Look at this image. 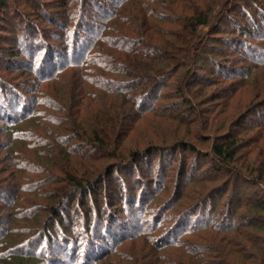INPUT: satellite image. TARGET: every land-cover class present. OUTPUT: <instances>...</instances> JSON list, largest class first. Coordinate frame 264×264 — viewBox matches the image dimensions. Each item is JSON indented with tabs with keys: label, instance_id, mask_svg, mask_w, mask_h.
<instances>
[{
	"label": "trees",
	"instance_id": "obj_1",
	"mask_svg": "<svg viewBox=\"0 0 264 264\" xmlns=\"http://www.w3.org/2000/svg\"><path fill=\"white\" fill-rule=\"evenodd\" d=\"M9 1L20 0H0V15L9 12L7 5ZM111 1L112 8L122 7L120 13L117 14L118 11L114 9L102 13L107 15L106 19L119 22L120 26L106 28L104 25L100 32H96L95 27L88 25L87 32L90 34L96 32L92 43L89 40L82 41L83 37L80 32L79 34L76 32L77 29L72 33L66 29L62 43L56 47L54 45L56 41L40 34L33 23L26 21L22 26L20 23H12L19 31L15 33L13 43L20 46L28 57L29 51L34 52L37 49L42 51L36 67H33L35 56H32L28 69L30 68L29 71L34 74L38 88L40 85L44 88L31 90L30 94H34L31 100L26 93L22 92V95L19 93L18 88L22 85L0 79V121L5 122L9 128L25 122L33 124L31 129L24 132L23 135L26 137L22 138H29L30 145L34 151L37 150V156L42 150L51 157L39 158L42 165L48 164L63 175L61 178L54 173L52 182L47 178L46 181L39 183L37 188H44L55 182L62 183L63 187L56 193L44 194L42 198L47 202L44 208L43 205L34 206L31 213L24 215L25 219L39 222L38 214L41 212L47 214L41 226L35 223L36 225L28 228L26 232L28 237L22 239L24 232H20L21 237L14 240V243L19 244H14L12 250H6L0 255V264H99L103 261L102 264H105L110 261V255L124 248L122 244L128 240L132 221L122 222L117 217L111 220L107 217L106 211H100L99 207L98 211L92 209L91 203L104 190L106 180L113 176L114 172L120 173L136 167L153 154H158L159 158L179 150L183 153L192 152L196 156L202 154L196 145L198 138L194 134L180 135L178 132L169 143L159 141L155 144L150 143L146 149L136 147L128 151L122 148V142L130 130V124L138 118H147L144 117L145 112L157 115L160 108L155 106L154 102L158 100L161 90L170 80H173L171 92L161 97L171 102L181 101L182 105L191 109L195 116H199L200 109L196 108L186 94L191 83L196 82L199 77L196 64L200 60L204 38H214L217 27L226 20L230 12L241 13L244 19L242 21L244 23L233 27L237 28L238 34L233 41L244 45L243 47L248 49L247 53L264 56V45L260 43L256 47L254 43L261 41L255 35L263 31L261 26L264 23V9L258 2L252 1L248 5L253 11L251 13L244 8L247 5H241L243 0ZM13 14L22 16L18 9L17 13L14 11ZM3 19L6 20L5 17ZM49 20L50 25L56 22L53 19ZM82 27L84 28V26L80 28ZM80 28L78 30H82ZM106 31L109 32V36L105 35ZM204 31L207 33L203 34ZM4 55L2 56L5 57ZM11 57L6 60L16 58ZM256 61L259 64L255 66L264 65V61ZM249 68L240 69L242 73L237 77L241 82L248 80L250 70H253ZM222 78L224 79L225 75ZM210 85L205 83L200 88L207 90ZM227 95L230 98H226V101L230 102L232 97ZM262 95L263 98L258 103L251 104L239 114L235 122L236 127L230 125L226 130L222 127L220 131L222 135L214 138L216 142L211 146L210 153H204V158H209L212 163L208 168L213 177L209 180L215 181L217 175L222 172L228 184L233 181L239 184L249 183L256 189L250 194L246 190H242L241 194L238 192L239 195L235 193L228 203L231 207L224 211V217L214 220L210 215L204 221H200L199 217L194 220V225L188 233L196 236L209 231L212 234L211 247L206 249L205 255H202L204 251L197 245H188L182 249L180 252L188 256L189 264H264V190L260 189V185L264 184V149L259 148L264 144V134L245 142L239 135L232 133L234 128L249 130L264 128V114L260 113L264 111V90ZM197 96L196 92L194 100L198 99ZM35 106L46 108L48 113L56 118L47 116V111L34 112ZM163 107L165 110L163 116L172 119L170 114H174L173 109L176 106L171 104L170 108ZM40 118L52 124L54 129L59 130L57 132L59 134L47 132L42 124L37 123ZM216 131L217 129L213 130ZM43 136L51 140L52 147L41 142ZM74 140H77L79 145H67ZM248 142L251 151L258 147V153L252 164L242 161L240 169L237 170V167L233 166L238 162L236 154L243 148V144ZM55 144L60 149H55ZM67 146L69 147L66 148ZM83 148L89 152L86 159L91 167H85V170L68 168L66 170L63 163L65 160H61L67 156L72 157L71 155L79 158L80 155H75L74 152ZM103 160L105 163H101ZM243 168L245 173L242 172ZM200 172L196 176V182L209 181L204 177L205 174ZM48 175L50 177V170ZM23 179L24 177L20 176L19 180ZM15 180L17 181L16 178ZM224 186L213 191H221L222 188L226 191L229 185ZM11 189L7 191L0 187V196L6 192L13 198L12 202L15 198L17 202L21 189ZM27 201L19 197L20 203ZM74 204L77 208L73 210ZM201 206L190 208L185 213V223L175 224L173 230L186 228ZM237 208H242L246 213L242 212L236 216ZM71 210L74 212V218H81V226L78 229L68 220ZM63 222L65 226L61 225ZM144 231H140V236L144 235ZM172 231L169 234H176ZM8 233L0 232V239L6 235L8 238L11 235ZM217 237H220L222 242L218 241ZM164 240L163 236L157 241V245L147 241L140 251L147 252L144 258L140 260L139 257L132 255L124 261L125 264H160L158 259H152L151 253L160 251L166 245ZM213 241H217V247L213 246L215 243ZM172 246L178 248V245ZM217 251L223 254L222 259L219 257L214 259L212 254ZM119 253L121 251L115 255ZM178 264L183 262L179 260Z\"/></svg>",
	"mask_w": 264,
	"mask_h": 264
},
{
	"label": "rangeland",
	"instance_id": "obj_2",
	"mask_svg": "<svg viewBox=\"0 0 264 264\" xmlns=\"http://www.w3.org/2000/svg\"><path fill=\"white\" fill-rule=\"evenodd\" d=\"M252 1L258 2L264 9V0H243L241 5H247V7H243L253 13L248 6ZM7 5L10 9L9 12L6 15H0V79L3 78L12 84L22 85L21 88H18L19 93H26L31 100L34 98V94H30L31 90L34 89L35 91L44 87L40 85L38 88L36 78L29 71L28 65L31 64L30 59H32V56H35L33 67H36L42 51L38 49L34 52L29 51L30 56L28 57L20 46L13 43L12 40L15 39V33L19 32L14 24L20 23L22 26L26 21L33 23L39 29L40 34L56 41V44H54L56 47L62 43L66 29L71 33L77 29L76 32L78 34L80 32L83 37L82 41L86 42L89 40L92 43L95 39V33L100 32L104 25L106 28L120 26L119 22L106 19L107 15L102 12H110L114 9L119 14L122 9V7L120 9L112 8L111 0H20L17 2L9 1ZM64 5H66L65 8H63ZM17 9L21 12V17L13 14L14 11L17 13ZM66 9H71L70 16V12H67ZM49 19H53L57 23L50 25ZM242 21L244 19L241 13L230 12L226 20L222 21L223 23L217 27V33L214 34V38H204L200 60L196 64L199 77L196 82L191 83L186 94L188 99H192L191 102L196 105V108L200 109V117L198 115L195 116L191 109H188L186 105H182L181 101L176 100L175 102L174 100V102H171L161 97V95L171 92L173 80H170L166 87L161 90L158 100L154 102V105L160 108L157 111V115L145 112L146 115L144 117L147 118H138L134 123L130 124V130L122 142V148H126L128 151L136 147L146 149L150 146V143L155 144L159 141H168L169 143L173 135L178 132L180 135H185L186 133L189 135L194 134L198 138L196 145L202 151V154L196 156L192 152L183 153L182 150L176 153L169 152L170 154L160 156L161 158H159L158 154H153L138 163L136 167H131L129 170L120 173L114 172L113 176L106 180L104 190L91 203L92 209L98 211L99 207L100 211H106L107 217L111 220L117 217L122 222L130 220L132 222L128 232L129 235L127 236L128 240L122 244L124 248L117 250V252L121 251V253L115 255L116 252L110 255L111 260L105 264H125L124 261L132 257V255L142 260L147 252L141 253L140 251L147 241L157 245V241L163 236L165 239L164 244L166 245L160 251L154 252L155 254L151 253L152 259H158L160 264L162 262L163 264H178L179 260L183 264H189L188 256L180 252L182 249H185L188 245H197L204 251L202 255H205L206 249L211 247L210 235L212 234L209 231L201 232L196 236L188 233L189 229L194 225V220L199 217L200 221H204L210 215L214 220L220 219L225 216L224 211L231 207L228 203L235 193L239 195L238 192L241 194L242 190H246L250 194L256 189L249 183L239 184L233 181L228 184L227 178L223 176L222 172L217 175L218 178L215 181L209 180L213 177V173L208 168L212 163L209 158H204V153H210L211 146L216 142L214 138L222 135V132H220L222 127L225 130L230 125L236 127L235 122L239 114L251 104H256L263 98L264 65H255L259 64L256 63V60L264 61V56L252 55L251 52L247 53L248 49L244 48V45L233 41V39L238 37L237 28L233 27L244 23ZM65 25L66 28H64ZM88 25L95 27L96 32L92 34L89 31L87 32L88 28L86 27ZM81 26H84V28H80ZM78 28L82 30H78ZM164 28L169 29L170 27L164 26ZM261 28L263 31L255 35L261 40L260 42L258 40V43L254 42L256 47L260 43L264 45V23ZM51 33L52 35H50ZM205 33L207 31L203 32V34ZM105 35L109 36L110 34L106 31ZM3 54H5V57L2 56ZM11 56H16V58L11 61L6 60ZM242 67L253 69L250 70L248 80L245 82H241L237 77L238 74L242 73V71L240 73ZM224 75L225 78L223 79ZM205 83L211 84L207 90L200 88ZM28 86L31 87L27 88ZM196 92L198 99L194 100L193 97ZM227 94L232 97L230 102L226 101V98H230ZM207 99H209L208 102ZM171 104L175 105L177 110L176 108L173 109L174 114H170V117L173 118L169 119L163 116L165 112L163 106L170 108ZM40 110L42 112L47 111V116L56 118L53 114L52 116L48 113L46 108H41V106H35L33 109L34 112ZM260 113L264 114V111ZM37 123L42 124L47 132H54L55 135L59 134L57 133L59 130L54 129L52 124L44 122L42 118ZM32 125L25 122L19 126L9 128L5 122L0 121V187L7 189V191L12 190L11 188L21 189L17 202L16 198L12 202L13 198L6 192L0 196V232L4 233L7 231V234H9L8 232L11 234L8 238L6 235L5 238L0 239V255L6 250H12L14 244H19V242L14 243V240L21 237L22 234L20 232H24L22 239H25L26 236L28 237L26 235L28 228L36 225L35 223L40 224V226L43 224L47 215L46 212L38 214L39 222L23 217H25V214L31 213L34 206L42 207L43 205L44 208L47 205V202L42 198L44 194L56 193L60 187H63L62 183L55 182L47 185V187L37 188V185L46 181L47 178L52 182L54 173L60 175L61 178L63 175L54 167L52 169V166H48V164L42 165L39 158L51 157L42 150L38 152L39 156H37V150L34 151L35 149L29 143L30 140L28 141L29 138H22V136L26 137L23 134L27 129H31ZM209 129H212V131ZM215 129L217 131L213 132ZM232 133L233 135H239L240 139L247 142L251 138H257L264 134V128H255L253 130L234 128ZM41 142L47 143L50 147L53 146L51 140H47L45 136H43ZM67 145H79V142L74 140ZM54 146L55 149H60L58 145L55 144ZM242 147L236 154L238 158L237 164H233L234 167H237V170L238 168L240 169V162L242 161L249 163V165L250 163L252 164L259 150L257 147V149L251 151L249 142L244 143ZM259 148L264 149V144L260 145ZM74 153L75 155H80V157L71 155L72 157L68 158L67 156L66 159L61 160H65L63 163L66 165V170L67 168L68 170H85V167H91L90 162L86 159L89 152L84 151L83 148ZM101 163H105V160L101 161ZM49 170L50 177L49 175L47 176ZM200 171L205 174L204 177L209 181L196 182V176ZM242 172L245 173V168L242 169ZM20 176L24 177V179L19 180ZM224 185H229L226 191L222 190L224 188L221 189L222 192L213 191V189L225 187ZM260 189L264 190V184L260 185ZM19 197H23L28 201L20 203ZM17 203H20V205H17ZM199 205L202 206L197 209V214L193 215L190 223L185 226L186 228L173 230L175 224L183 225L185 223V213L190 208L193 206L198 207ZM75 208H77V205L74 204L72 209L74 210ZM73 210H71L69 219H67L72 221V226L78 229L81 226V218H74ZM235 211L236 216L242 212L246 213L242 208H237ZM61 225L65 226V222ZM141 230L145 231L144 235L140 236ZM171 231L176 232V234H169ZM216 239L222 242L220 237ZM213 242H215L213 246L217 247V241ZM174 244L178 245V248L176 246L174 248L172 246ZM221 244L224 245V243ZM212 255L215 257L214 259L217 257L219 259L223 258V254L220 251ZM45 260L46 258H44Z\"/></svg>",
	"mask_w": 264,
	"mask_h": 264
}]
</instances>
